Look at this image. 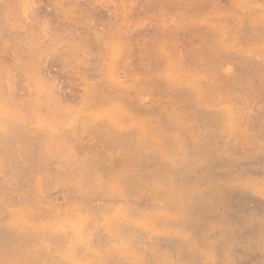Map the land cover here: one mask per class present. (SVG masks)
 <instances>
[{
	"label": "rangeland",
	"instance_id": "374dc122",
	"mask_svg": "<svg viewBox=\"0 0 264 264\" xmlns=\"http://www.w3.org/2000/svg\"><path fill=\"white\" fill-rule=\"evenodd\" d=\"M201 1L203 7L194 9L188 4L193 0H0V264H154L153 256L170 259L169 264H264V89L256 99L239 91L245 84L259 89L264 80V0H250L260 26L257 32L245 25L242 0ZM222 32L225 36L220 37ZM109 35L120 41L123 54L113 51L112 43L95 40ZM220 75L238 83L231 95L238 100L237 108L217 95L206 103L185 102L172 88L197 81L218 89ZM199 105L213 111L230 107L212 116L220 125L238 119L236 133H216L219 144L213 145L211 155L228 160L225 167L216 165L217 173L225 175L226 170L227 180L237 178L251 187L241 200L246 212L240 213L237 198L216 208L261 224L256 240L232 236L220 223L226 230L203 242L198 236L210 220L202 225L193 220L196 214L189 204H172L160 196L148 199L142 188L110 179L122 171L144 176L159 170L153 155L166 157L185 144L183 137L172 136L159 110L176 107L188 127L197 128L206 119L196 112ZM109 157L115 165H108ZM99 176L108 182L97 184ZM166 209L183 211L176 227L190 242L149 238L138 227H161L157 219ZM98 218L113 219V233H98ZM134 219L137 225H131ZM126 239L128 256L116 258L109 247L118 248ZM194 241L201 244L198 262L191 254L182 255Z\"/></svg>",
	"mask_w": 264,
	"mask_h": 264
},
{
	"label": "bare ground",
	"instance_id": "6f19581e",
	"mask_svg": "<svg viewBox=\"0 0 264 264\" xmlns=\"http://www.w3.org/2000/svg\"><path fill=\"white\" fill-rule=\"evenodd\" d=\"M208 1V0H207ZM236 1V0H235ZM263 1V0H262ZM129 2V1H128ZM180 2V1H179ZM201 0H193L192 3H188L191 7H193L194 9H198L203 7V4H201ZM232 2V1H231ZM239 2V1H238ZM215 3V2H214ZM252 3L250 0H242L240 1V4L242 5V10H245V12L247 13V17L248 19L245 20V25L250 29L251 32H257L260 30V26L258 23V20L255 15V13L252 11L254 9H251V4ZM59 4V3H58ZM232 4V3H231ZM187 5V4H186ZM261 5V4H260ZM70 6V5H69ZM173 6V5H171ZM175 7V6H174ZM182 7V6H181ZM187 7L189 8V6L187 5ZM254 7V6H253ZM157 8V7H156ZM184 8V7H183ZM255 8V7H254ZM162 9V8H161ZM160 9V10H161ZM233 9V8H232ZM241 9V8H240ZM158 10V8H157ZM184 10V9H183ZM222 10V9H221ZM264 10V9H263ZM76 11V10H75ZM79 11V10H78ZM255 11V10H254ZM74 12V11H73ZM82 12V11H81ZM110 12V11H109ZM151 12V11H150ZM221 11H219L220 13ZM244 12V11H243ZM244 12V13H245ZM258 12V11H257ZM159 13V12H158ZM222 13V12H221ZM220 13V14H221ZM206 15V14H205ZM73 16V15H72ZM90 16V15H89ZM62 17V16H61ZM158 17V16H157ZM171 18V17H170ZM169 18V19H170ZM69 19V18H68ZM147 19V18H146ZM216 19V18H215ZM86 20V19H85ZM83 20V23L84 21ZM104 20V19H103ZM201 20V19H200ZM214 21V20H213ZM95 22V21H94ZM86 23V22H85ZM218 23V22H217ZM81 24V23H80ZM78 24V25H80ZM90 24V23H89ZM122 24V23H121ZM67 25V24H66ZM74 25V24H73ZM64 26V25H63ZM75 26V25H74ZM107 26V25H106ZM85 27V25H84ZM154 27V26H153ZM68 28V26H67ZM204 28V27H203ZM77 29V28H76ZM87 29V28H86ZM88 30V29H87ZM110 30V29H109ZM108 30V31H109ZM124 30V29H123ZM77 31V30H76ZM90 31V30H89ZM112 33V31H110ZM66 33V32H65ZM108 33V32H107ZM227 33V32H226ZM86 34V33H84ZM149 34V33H148ZM214 34V33H213ZM219 36V35H218ZM225 36L224 33H220V37ZM88 38V37H87ZM116 38V37H115ZM231 38V37H228ZM227 38V39H228ZM94 39V38H93ZM97 42H110L112 43V47H113V51L117 52V51H121L122 52V45L116 43L113 39L109 37H105V38H100V37H96L95 39ZM116 40V39H115ZM134 40V39H133ZM93 41V40H92ZM127 41V40H126ZM176 41V40H175ZM90 42V41H89ZM155 43V42H154ZM107 44V43H106ZM92 46V45H91ZM95 46V45H94ZM108 46V44H107ZM150 46V45H149ZM75 47V45H74ZM103 47V46H102ZM181 47V46H180ZM111 48V47H110ZM108 48H106L105 50H107ZM87 50V48H86ZM110 50V49H109ZM138 50V49H137ZM112 51V50H111ZM124 51V50H123ZM17 53V52H16ZM104 54V52H103ZM114 56L116 53H113ZM123 54V52H122ZM262 58H264V53ZM20 60V59H19ZM116 60V59H115ZM156 62V61H155ZM17 63V62H16ZM73 63V62H72ZM116 63V62H115ZM114 63V64H115ZM121 68V67H120ZM210 68V67H209ZM67 69V68H66ZM119 69V68H118ZM65 70V69H64ZM9 72V71H8ZM118 72V71H117ZM228 72V71H227ZM10 73V72H9ZM35 75V74H34ZM34 77V76H33ZM36 77V75H35ZM35 79V78H34ZM219 88H214L212 85H207V84H203L197 81L191 82V83H187V84H183L181 86H173L172 85L170 87H172L174 90L177 91V94L179 95V97L181 98L182 101L185 102H197V103H201V102H207L210 98H213L214 95H217L220 99H227L229 98V102L228 105L231 108L236 107L237 108V102L238 100H234L231 99V95L233 93H235L234 91L236 90V86H237V82L234 78H229L223 75H220L219 78ZM32 81V80H31ZM250 81V80H249ZM101 83V82H100ZM250 83V82H249ZM36 87V86H35ZM101 87V86H100ZM241 90L240 93H244L247 95V98H253L256 99L258 96H260L262 89H264V80L261 83V88H254L251 87L249 85H244L242 86V88H239ZM30 90V89H29ZM88 91V90H87ZM90 92V91H89ZM38 93V92H37ZM41 94V93H40ZM141 95V94H140ZM45 97V96H44ZM143 97V96H142ZM227 97V98H226ZM241 97V96H240ZM104 98V97H103ZM239 97H237L236 99H238ZM42 99V98H41ZM101 99V98H100ZM240 105V103H238ZM38 105V104H37ZM141 105V104H140ZM229 107V108H230ZM229 108H222L220 111H213L211 108H209L207 105H199L197 107V113L200 115H204L206 116L205 121L203 120L201 122V126L197 127V128H189L188 125L186 124V120L182 117H180V111H178L179 109L176 107H172L169 111H165V110H159V114L162 116L163 119H165L167 122V126L170 130H172L173 134L172 136H178V137H183L185 139V144L181 147H177L176 149H174L172 151V154H167L166 157H159L161 155H153V159L155 161H157L158 163H160L161 168L155 172H148L146 173L144 176H140L138 174H131V175H127L125 173V171H122L118 174L115 175V177L113 175L110 176V179L114 180L117 182V180L124 182V183H128L129 185H131L133 187V189H143L144 190V195L145 197H147L148 199H152L156 196H160V198L163 201H167V202H172L173 203H181V204H189L188 208L191 211V213L196 214L195 217H191L193 220H195L197 223L199 224H204L205 221L210 220V224L207 225L206 227H203L202 231L199 234V238L200 240L203 242H205L206 239H209V236L219 233V231L221 232L222 230H226L225 226L227 228L228 231H230V233L233 235H240L242 237H244L245 239H258L259 235V229L261 228V224L255 222V224H250L249 222L247 223L246 221H243L237 217L234 216H227L225 214H222L220 212H218L216 205L217 204H223L225 202H230L231 199L233 198H237L238 199V209L240 211V213H245L246 209L244 208L242 201L245 200V197L248 195V189L251 188L250 186H248L247 183H243L242 181H240L239 179L235 178H231V180H227V175L229 174L228 171L225 170L226 174L225 175H221L220 173H217L215 170L216 165L225 167L226 164L228 163V160L225 157H214L211 155V151L212 148L214 147L213 145H218L219 141L217 140L216 133L217 132H222L224 135L228 136L232 133H236L237 130V124H238V119H235V121H232L230 124H218L216 123L213 119L212 116L214 115H220V114H224L226 112L229 111ZM230 108V109H231ZM259 108V107H258ZM82 117V116H81ZM240 117V116H239ZM76 118V117H75ZM78 118V117H77ZM76 118V120H77ZM264 118V117H263ZM82 119V118H81ZM10 120V119H9ZM264 120V119H263ZM69 121V119H68ZM81 121V120H80ZM82 122V121H81ZM71 123V122H70ZM80 123V122H79ZM9 124V123H8ZM75 125V124H74ZM7 126V125H6ZM60 127V126H59ZM74 127V126H73ZM78 127V126H77ZM85 127V126H84ZM132 127V126H131ZM41 128V127H40ZM51 128V127H50ZM53 128V127H52ZM51 128V129H52ZM50 129V130H51ZM134 129V128H133ZM81 130H79L80 132ZM139 131V130H137ZM41 132V130H40ZM58 132V131H57ZM140 132V131H139ZM2 133V132H0ZM7 133V132H6ZM51 133V132H50ZM14 134V133H13ZM43 134V133H42ZM49 134V133H48ZM47 134V135H48ZM53 134V133H52ZM80 134V133H79ZM59 135V134H58ZM8 136V135H7ZM51 137V136H50ZM72 137V136H71ZM137 137V136H136ZM11 138V136H10ZM94 138V137H93ZM147 138V137H146ZM8 140V139H7ZM11 140V139H10ZM9 140V141H10ZM79 140V139H78ZM81 140V139H80ZM79 140V141H80ZM141 140V139H140ZM146 140V139H145ZM85 141V140H84ZM136 141V140H135ZM11 142V141H10ZM88 142V141H87ZM1 143V142H0ZM84 143V142H82ZM92 143V142H91ZM90 143V144H91ZM95 143V142H94ZM81 144V143H80ZM3 145V144H2ZM10 145V144H8ZM12 145V144H11ZM85 145V143L83 144ZM88 145V144H87ZM104 146V145H103ZM137 146V145H136ZM139 146V143H138ZM88 147V146H87ZM12 148V147H11ZM82 148V147H81ZM90 148V146H89ZM162 148V147H160ZM215 148V147H214ZM86 149V148H85ZM88 149V148H87ZM97 149V146L96 148ZM109 149L108 147H105V150H107V154H109ZM133 149V148H132ZM10 150V149H9ZM12 150V149H11ZM89 150V149H88ZM99 150V149H98ZM164 151V150H163ZM162 151V152H163ZM97 152V151H96ZM168 152V151H167ZM73 154V151H72ZM94 154V152L92 153ZM98 154V152H97ZM135 154V153H134ZM133 154V155H134ZM160 154V153H158ZM11 156V155H10ZM109 156V155H108ZM148 156V155H147ZM5 157V156H4ZM149 157V156H148ZM152 157V156H151ZM6 158V157H5ZM127 158V156H126ZM133 158V157H132ZM112 157L108 159V165H115L113 164V160H111ZM114 159V158H113ZM121 159V157H120ZM71 160V159H69ZM74 160V159H73ZM100 160V159H99ZM106 160V159H105ZM116 160V159H114ZM124 160H128L125 159ZM103 161V160H102ZM100 161V163L102 162ZM14 162V161H13ZM107 162V161H106ZM125 162V161H124ZM129 162V160H128ZM131 162V161H130ZM15 163V162H14ZM126 163V162H125ZM107 164V163H106ZM135 164V163H134ZM89 165V164H88ZM128 166V164H126ZM85 166V165H84ZM102 166V165H101ZM82 167V166H81ZM73 168V167H72ZM126 168V167H125ZM69 170V169H68ZM75 171V170H74ZM73 171V172H74ZM136 171V170H135ZM65 172V170H64ZM72 172V173H73ZM76 172V171H75ZM117 172V171H116ZM115 172V173H116ZM66 173V172H65ZM80 173V172H79ZM114 173V172H113ZM72 175V174H71ZM76 175V174H75ZM100 175V174H99ZM106 176V174H104ZM103 175V176H104ZM137 175V176H135ZM61 176V175H60ZM68 176V175H67ZM66 176V177H67ZM78 176V175H77ZM80 176V175H79ZM95 176V175H94ZM109 176V175H108ZM65 177V178H66ZM81 177V176H80ZM89 177V176H88ZM60 178V177H59ZM75 177H73L72 179H74ZM92 178V177H91ZM95 178V177H94ZM106 178V177H105ZM102 176H99L98 179H96L97 184L101 183L104 184L106 182H108L106 179ZM137 178H140L137 181ZM81 180V179H80ZM83 180V179H82ZM58 181V180H57ZM65 181V180H64ZM73 181V180H72ZM77 181V180H76ZM75 182V181H73ZM60 183V182H59ZM66 183V182H65ZM81 183V182H80ZM82 184V183H81ZM87 184V183H85ZM96 184V183H95ZM119 184V183H118ZM71 185V184H70ZM90 185V184H89ZM94 185V184H93ZM37 186V185H36ZM68 186V185H67ZM104 186V185H103ZM118 186V185H117ZM120 186V185H119ZM118 186V187H119ZM83 187V186H82ZM88 187V184H87ZM95 187V186H94ZM114 187V186H113ZM257 187V186H256ZM72 188V187H71ZM86 188V187H85ZM89 188V187H88ZM103 188V187H102ZM111 188V186H110ZM116 189V187H114ZM28 189V188H27ZM26 189V190H27ZM70 189V188H69ZM120 189V188H119ZM119 189L117 188V192L119 193ZM259 189V188H258ZM262 189V188H261ZM25 190V191H26ZM74 190V189H73ZM85 190V189H84ZM263 190V189H262ZM38 191V190H37ZM91 191V190H89ZM102 191V190H101ZM99 191V192H101ZM106 191H108L106 189ZM254 191V190H253ZM264 191V190H263ZM28 192V191H27ZM81 192V191H80ZM88 192V191H87ZM99 192L97 193V196L99 194ZM104 192V191H102ZM101 192V193H102ZM41 193V192H40ZM39 193V194H40ZM72 192H70L71 194ZM84 193V192H83ZM82 193V194H83ZM90 193V192H89ZM30 194V192H29ZM69 194V195H70ZM91 194V193H90ZM112 194V193H111ZM27 195V194H26ZM35 195V194H34ZM41 195V194H40ZM32 196V195H31ZM43 196V195H42ZM73 196V195H72ZM75 196V195H74ZM94 195V197H97ZM111 196V195H108ZM64 197V196H63ZM77 197V196H76ZM83 197V196H82ZM93 197V198H94ZM106 197V196H105ZM68 198V197H67ZM66 198V199H67ZM74 198V197H73ZM120 198V197H118ZM32 199V198H31ZM30 199V200H31ZM35 199V198H34ZM70 199V198H68ZM81 199V198H80ZM88 199V198H87ZM102 199V197H101ZM36 200V199H35ZM41 200V199H40ZM51 200V199H50ZM77 200V199H76ZM100 200V199H99ZM242 200V201H241ZM63 201V199H62ZM68 201V200H67ZM66 201V202H67ZM86 201V200H85ZM34 202V201H33ZM49 202V201H48ZM53 202V201H52ZM97 202V201H96ZM51 203V202H50ZM64 203V202H63ZM76 203V202H75ZM73 203V204H75ZM38 204V203H37ZM57 204V203H56ZM59 204V203H58ZM57 204V205H58ZM67 204V203H66ZM40 205V204H39ZM51 205V204H50ZM54 205V204H53ZM52 205V206H53ZM56 205V207H57ZM86 205V204H85ZM90 205V204H89ZM93 205V204H92ZM23 206V204H22ZM47 209L49 207H47L46 205H44ZM49 206V205H48ZM61 206V205H60ZM77 206V205H76ZM99 206V205H98ZM114 206V205H113ZM251 206V204H250ZM21 207V206H20ZM26 207V206H25ZM62 207V206H61ZM67 207V206H65ZM71 207V206H70ZM81 207V205H80ZM88 206H85V208ZM90 207V206H89ZM29 208V207H28ZM27 208V210H28ZM46 208H44V212L46 210ZM52 208V207H51ZM50 208V209H51ZM54 208V206H53ZM52 208V210H53ZM79 208V207H78ZM170 208V207H169ZM31 209V208H29ZM63 209V208H62ZM67 209V208H66ZM69 209V207H68ZM74 209V208H73ZM112 209V208H111ZM40 210V208H39ZM54 210H56L54 208ZM53 210V211H54ZM61 210V209H60ZM59 210V211H60ZM77 210V209H76ZM81 210V209H79ZM23 211V209H22ZM29 211V210H28ZM27 211V212H28ZM31 211V210H30ZM49 211V210H48ZM78 211V210H77ZM88 211V210H87ZM25 212V213H27ZM47 212V210H46ZM52 216L53 213L50 211ZM64 212V211H63ZM63 212L61 211V214L63 215ZM41 213V212H39ZM38 213V214H39ZM43 213V212H42ZM84 213V212H83ZM107 213V212H106ZM110 213V212H109ZM112 213V212H111ZM24 214V213H23ZM45 214V213H43ZM49 214V213H48ZM45 214V215H48ZM65 214V213H64ZM77 214V213H76ZM159 216L162 219H157V221L160 223L159 228L157 227H151L149 225V223H144V224H140L138 225L139 228H141L142 230L146 231L147 233H149V238H158V237H164V239H167L169 243H179L180 245H183V243L185 242H190L189 240V236L184 235V231L181 227H176L178 225L179 219L181 217V214H183V211L180 210L177 212V214L171 212L170 210H163L161 213L159 212ZM36 215V214H35ZM50 215V214H49ZM55 215V214H54ZM58 215V214H56ZM74 215V212H73ZM79 215V214H78ZM108 215V214H107ZM114 215V212L113 214ZM110 215V216H112ZM50 216V217H52ZM70 216V215H68ZM75 216V215H74ZM99 216V215H98ZM49 217V216H47ZM54 217V216H53ZM86 217V216H85ZM101 217V216H99ZM106 217V216H105ZM108 217V216H107ZM32 218V217H31ZM43 218V217H42ZM70 219V217H68ZM80 218V217H79ZM112 218V217H111ZM110 218V219H111ZM18 219V218H17ZM48 219V218H46ZM51 219V218H49ZM81 219V218H80ZM97 219V218H96ZM99 219V218H98ZM43 220V219H42ZM55 220V219H54ZM71 220V219H70ZM69 220V222H70ZM86 219L84 218V221ZM103 220V218H102ZM105 220V219H104ZM113 221V219H111ZM109 220V221H111ZM161 220V221H160ZM34 221V220H33ZM59 221V220H58ZM61 221V220H60ZM65 221L64 223H66V220H62ZM79 221V219H78ZM81 221V220H80ZM79 223H83L82 221ZM108 221V220H107ZM101 222V219H99L98 221V228L97 231L98 233H109L110 231L113 233L114 227L112 226V224L110 222ZM22 222V221H21ZM45 222V221H44ZM53 222V221H52ZM57 222V221H56ZM73 222V221H72ZM86 222V221H85ZM91 222V221H90ZM114 222V221H113ZM42 223V222H40ZM39 223V225H40ZM46 223V222H45ZM63 223V224H64ZM89 223V222H88ZM116 223V222H115ZM121 223V222H120ZM131 225H137V220L134 219ZM224 224L225 226H220L219 224ZM47 224V223H46ZM44 224V225H46ZM49 224V223H48ZM57 224H60L59 222H57ZM85 224V223H84ZM92 224V223H91ZM90 224V225H91ZM114 224V223H113ZM220 224V225H221ZM44 225L42 227H44ZM54 225V224H53ZM77 225V224H75ZM57 226V225H55ZM83 226V225H82ZM116 226V224L114 225ZM119 226V225H118ZM116 226V227H118ZM22 227V226H21ZM38 227V226H37ZM37 227H35L37 229ZM40 227V226H39ZM51 227V225H50ZM89 227V226H88ZM87 227V228H88ZM93 227V226H92ZM176 227V228H175ZM23 228V227H22ZM41 228V227H40ZM53 228V227H52ZM73 228V227H72ZM75 228V226H74ZM73 228V229H74ZM78 228H80L78 226ZM90 228V227H89ZM31 229H33L31 227ZM48 229V228H47ZM73 229H71L70 231H74ZM77 229V228H76ZM9 230V229H8ZM35 230V229H34ZM81 230V228H80ZM117 230V229H116ZM12 231V230H11ZM38 231V229H37ZM77 231V230H76ZM74 231V232H76ZM128 231V229H127ZM25 232V231H23ZM29 232V231H28ZM52 229H51V234L52 233ZM80 232V231H79ZM78 232V233H79ZM120 232V230H119ZM18 233V232H17ZM55 233V232H54ZM61 233V232H60ZM72 234V232H70ZM84 233V232H83ZM82 233H79V235H81ZM88 234V233H86ZM110 234V233H109ZM108 234V235H109ZM119 234V233H118ZM132 234V233H131ZM10 235V234H9ZM16 235V234H15ZM28 235V233H27ZM26 235V236H27ZM43 235V234H42ZM75 235V234H74ZM96 235V234H95ZM114 235V234H113ZM17 236V235H16ZM19 236V235H18ZM35 236V235H34ZM44 236V235H43ZM54 236V234H53ZM56 236V235H55ZM72 236V235H71ZM77 236V234H76ZM93 236V235H92ZM107 236V235H106ZM111 236V235H110ZM132 236V235H131ZM22 238V236H20ZM19 237V238H20ZM30 237V236H29ZM28 237V238H29ZM32 237V236H31ZM38 238V236H36ZM52 237V236H51ZM78 237V236H77ZM85 237V236H84ZM87 238H89L88 236H86ZM118 237V236H117ZM133 237V236H132ZM1 238V237H0ZM17 238V239H19ZM36 238V239H37ZM62 238V237H61ZM75 238V236H73V239ZM94 238V237H92ZM106 238V237H105ZM116 238V236H115ZM120 238V237H118ZM116 238V239H118ZM123 238V237H122ZM7 239V238H5ZM9 239V238H8ZM11 239V238H10ZM13 239V237H12ZM26 237L24 235V241ZM58 239V238H57ZM72 239V238H71ZM77 239V238H76ZM81 239V238H80ZM128 239V237H127ZM121 243L122 245L120 247H116L112 249L109 247V249L114 250L113 251V255H115V257H119L120 255L122 257L128 256V252L130 250L127 251L126 249V242ZM22 240V239H21ZM41 240V239H39ZM68 240H70L68 238ZM79 240V238H78ZM2 241V239H1ZM20 241V240H19ZM50 241V240H49ZM47 241V242H49ZM72 241V240H71ZM85 240H83L84 242ZM89 241V239H88ZM120 241V239H119ZM121 241H123V239H121ZM155 241V240H154ZM45 242V241H44ZM46 242V243H47ZM110 242V241H109ZM132 242V241H131ZM183 242V243H182ZM4 243V242H3ZM7 243V242H6ZM32 243V241L30 242ZM29 243V244H30ZM50 243V242H49ZM108 243V242H107ZM113 243V242H112ZM118 243V244H120ZM129 243V242H128ZM142 243V242H141ZM9 244V243H8ZM36 244V243H35ZM61 244V243H60ZM68 243H66L67 245ZM79 244V242H78ZM110 244V243H109ZM144 244V243H143ZM32 245V244H31ZM39 245V244H38ZM43 245V244H42ZM47 245V244H45ZM52 245V244H50ZM74 245V244H73ZM81 245V244H79ZM86 245V244H85ZM95 245V244H94ZM93 245V246H94ZM142 245V244H141ZM145 245V244H144ZM199 245H201L199 243V241H194V244L192 246V248L190 250L188 249H182V255L186 256L188 254L193 255V257L195 258L196 262L199 261L200 258V253L198 252L199 249ZM34 246V245H32ZM63 246V245H62ZM70 246V245H69ZM150 246V245H149ZM156 246V245H155ZM52 247V246H51ZM72 247V246H71ZM97 247V245L95 246ZM105 247V246H103ZM36 248V247H35ZM54 248V246H53ZM63 248V247H62ZM70 248V247H69ZM83 248V247H82ZM92 248V247H91ZM90 248V249H91ZM39 249V248H37ZM45 249V248H43ZM75 249V248H74ZM81 249V248H80ZM85 249V248H83ZM89 249V248H88ZM144 249V248H143ZM158 249V247H157ZM22 250V248H21ZM41 249L38 250V252ZM47 250V249H45ZM65 250V249H64ZM67 250H69L67 248ZM65 250V251H67ZM76 250H79L78 248ZM92 250V249H91ZM134 250V249H133ZM151 250V249H150ZM8 251V250H7ZM23 251V250H22ZM44 251V250H43ZM72 251V250H71ZM81 251V250H80ZM88 251V250H87ZM97 251V250H96ZM95 251V252H96ZM100 251V250H98ZM103 250H101L102 252ZM154 251V250H153ZM163 251V249H162ZM14 252V251H13ZM24 252V251H23ZM62 252V251H61ZM59 252L60 256L61 254L64 252ZM76 252V251H75ZM73 251V253H75ZM86 252V251H85ZM84 252V253H85ZM152 252V250H151ZM150 252V253H151ZM159 252V251H158ZM161 252V251H160ZM164 252V251H163ZM70 255V250L67 252ZM81 253V252H79ZM89 253V252H88ZM88 253L86 255H88ZM131 253V252H130ZM133 253V251H132ZM136 253V251H135ZM138 253V252H137ZM11 254V253H10ZM44 254V253H43ZM51 254V253H50ZM66 254V253H65ZM64 254V255H65ZM83 254V253H82ZM112 254V252H111ZM154 254V253H152ZM165 254V253H164ZM49 255V254H48ZM90 255V254H89ZM135 255V254H134ZM156 255V254H155ZM167 254H165L166 256ZM241 255V254H240ZM8 256V255H7ZM63 256V255H62ZM81 256V255H80ZM173 256V255H172ZM4 257V256H3ZM12 257V256H11ZM10 257V259H12ZM64 257V256H63ZM66 257V256H65ZM107 257V256H106ZM112 257V256H111ZM130 257H132L130 255ZM129 257V258H130ZM136 257V256H134ZM139 257V256H138ZM136 257V258H138ZM141 257V256H140ZM242 257V256H241ZM240 257V258H241ZM6 258V257H5ZM20 258V257H19ZM102 258V257H101ZM110 260V257H107ZM116 258L114 260H116ZM135 258V259H136ZM154 258V264H169L170 259H165V257H157V256H153ZM250 258V257H249ZM37 259V258H36ZM69 259V258H68ZM106 259V258H105ZM104 259V260H105ZM113 259V258H111ZM133 258V262L135 260ZM6 260V259H5ZM61 260V259H59ZM89 260V259H88ZM104 260L102 262H104ZM119 260V259H118ZM140 260V259H138ZM137 260V261H138ZM143 260V259H142ZM151 260V259H150ZM176 260V259H175ZM209 260V258H208ZM7 261V260H6ZM35 261V259H34ZM67 261V259H66ZM65 261V262H66ZM113 261V260H112ZM126 261V260H125ZM136 261V260H135ZM59 262V261H58ZM61 262V261H60ZM87 262V261H86ZM106 262V261H105ZM128 262V261H126ZM142 262V261H141ZM179 262V261H178ZM75 263L78 264V262L76 261ZM107 263V262H106ZM140 263V262H138ZM177 263V262H176ZM184 263V262H183ZM10 264V262H9ZM58 264V263H57ZM72 264V263H71ZM103 264V263H102ZM130 264V262H129ZM133 264V263H131ZM137 264V263H134ZM148 264H152V263H148ZM180 264V263H177ZM189 264H197L194 262H191Z\"/></svg>",
	"mask_w": 264,
	"mask_h": 264
}]
</instances>
